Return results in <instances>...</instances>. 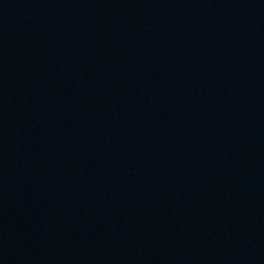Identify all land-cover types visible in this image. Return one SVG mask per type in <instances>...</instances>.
<instances>
[{"label": "water", "instance_id": "water-1", "mask_svg": "<svg viewBox=\"0 0 264 264\" xmlns=\"http://www.w3.org/2000/svg\"><path fill=\"white\" fill-rule=\"evenodd\" d=\"M0 264H264V0H0Z\"/></svg>", "mask_w": 264, "mask_h": 264}]
</instances>
